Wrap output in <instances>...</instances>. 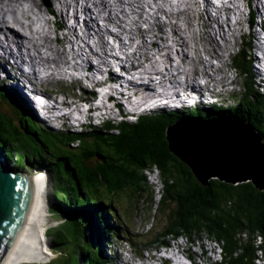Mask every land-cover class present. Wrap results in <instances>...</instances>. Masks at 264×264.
Listing matches in <instances>:
<instances>
[{
	"label": "trees",
	"instance_id": "trees-1",
	"mask_svg": "<svg viewBox=\"0 0 264 264\" xmlns=\"http://www.w3.org/2000/svg\"><path fill=\"white\" fill-rule=\"evenodd\" d=\"M241 55L239 65L236 62L239 68L245 65ZM245 84L248 88L244 97L231 107L156 111L135 117L133 121L122 120L116 124L105 121L100 127L91 126L72 133L44 131L33 120L28 105L17 103L18 94L0 86V150L9 158L13 154L18 156L16 171L22 170L24 165L38 171L46 169L52 178L51 190L64 191V195H55L53 208L62 211L57 212L61 217L63 212L70 215V223L82 225L83 238L92 240L98 249L85 251L91 245L83 239L76 254L68 255L72 264H106V257L99 248L101 241L110 233V237L130 233L132 228L125 221L124 210L117 200L130 189L138 198L135 209L146 204L144 208L148 214L143 212L146 217L142 222L151 224L152 234L158 231L151 243L157 241L158 246H162L167 243L168 236L177 240L183 235L189 242L207 237L220 245L222 261L216 264H256L257 259L264 256V190L251 182L238 185L218 179L207 184L200 182L191 168L170 152L166 139L167 127L181 119L222 115L239 118L254 126L264 139V95L257 94L248 79ZM1 98L9 103L8 99L16 102V105H8L19 115L21 128L18 130L14 118L3 116L1 106L6 102ZM75 142L80 151L77 155L70 147ZM58 147L62 150H56ZM24 157L25 164L21 163ZM152 174L158 175L162 189L157 207L153 199L154 184L150 181ZM64 176L69 178L66 181L71 187L64 184ZM135 183L140 189L134 186ZM148 190L149 195L144 192ZM162 214H165L163 222ZM135 237L136 241L144 239L141 234ZM48 238L53 250L66 254L65 247L70 244L67 238L50 233Z\"/></svg>",
	"mask_w": 264,
	"mask_h": 264
},
{
	"label": "bare ground",
	"instance_id": "bare-ground-1",
	"mask_svg": "<svg viewBox=\"0 0 264 264\" xmlns=\"http://www.w3.org/2000/svg\"><path fill=\"white\" fill-rule=\"evenodd\" d=\"M25 1L26 2H24V0H0V53H1L0 76L5 74H10V77L14 79V82H16L23 90L27 91L29 94H32V88H31L32 84L30 82L31 76L26 74L28 70L25 72L20 70V68L27 61H29L31 65V69L34 71V73L36 72V74L39 75L41 71H48L52 73V76L55 73H61L59 69H61L64 65H66V63L72 65V67H75V65L78 64V61L73 64L69 61V59H67V56L64 55L66 48L55 49L50 46V39L52 38L50 37L51 33L49 29L52 28L51 25H53L55 21H53L50 17L44 18L42 6H44L43 2L45 0H25ZM58 1L59 3H57V10L59 11V15L61 18L59 17V20L57 21V25L54 26L52 35L54 32H56V28H61V26L64 25L63 23L64 19L66 21L72 19V20H76L75 21L76 23L79 22L76 14L77 11L75 10L76 6H74L73 14L70 15V13L67 11L69 6V0H58ZM82 1L84 2L85 5L80 6V2L82 3ZM151 1L153 5H148V0H80V1L77 0L76 1L78 7L82 8L81 10L83 11L82 14L86 16V18L83 21V27H82L83 30L81 29L83 33L87 32L88 34L86 36L88 35L90 36V32L88 30L90 29V24L92 21L95 23L97 27V32H96L97 39L93 42L96 48L97 57H99L100 59H104L105 55L107 54V49H109L111 52L114 51L113 47L110 46V43L108 42L107 35L115 36L119 33L120 37L125 36L127 39L126 41H129V44H127L125 41L120 44V50L124 52H127L129 49H131L130 54L129 53L125 54L126 60L131 63L151 62V63L162 64L164 66V69L162 71V79L169 77L173 82H175L176 77L179 74H184L186 76L192 77L193 79H196L201 74V69L199 68V65H202L203 68H210L211 70H215L216 74L219 76L224 75L225 74L224 53L227 52L228 49L227 47H223L222 45H220L215 38L216 35H218L221 38L226 37V33L222 28V23H217L215 27H212L211 25H208L210 24V19L209 22L203 19V21L205 22L202 24V27L200 26L199 27L205 29V31L203 32L201 37H198L199 34L198 31L193 30V26L191 24L194 19L201 18L202 15L204 16L208 14L206 9L208 1L182 0L183 3H181L180 0V4L183 5L184 7L180 9L177 8L178 11L177 10L175 11L174 9L175 4L173 5L169 3L168 5L166 2V5H168V10H167L164 9L165 7H162L163 4L162 6L160 4L158 5L157 1L159 0H151ZM164 1H169V0H164ZM32 2L37 4V6L39 7V10H37V12L33 11V9L30 8L31 4L33 5ZM24 5H28L29 7L25 8ZM147 7H149V9H147ZM49 8L50 5L47 8H45L46 10L44 11L47 16L52 11V7L50 9ZM70 9H73V6L70 5L69 10ZM65 10L68 12V14L67 13L63 14ZM150 10L152 12L154 11V13L161 12L166 16L164 19H162L159 16L157 18H154L153 16L150 15ZM9 11L13 13L11 19L6 18V15L9 13ZM198 11L200 12L197 14ZM239 12L242 13V10H239ZM92 13L96 14L94 19L91 18ZM63 15H65L67 18ZM23 20H25L27 23H24ZM151 20H154V22L153 21L150 22ZM140 22L141 23L147 22L149 24L148 29H144L143 31L140 30V26H139ZM263 23H264V19H263ZM232 25L234 24H227V27H231ZM76 26H79L78 23L76 24ZM100 26H104L105 28H107L105 33H101L99 31ZM167 26L168 28H165ZM260 26L264 28L263 25ZM207 28H211L213 30L208 31L206 30ZM230 31H231L230 33L233 35L234 30L232 31L230 29ZM40 32L43 33L44 35L43 36L40 35ZM74 32L76 38L82 40L83 42L82 45L78 43L79 48L82 49L83 46L85 47L86 45L89 46V43L92 42L81 39V37L77 32V28L74 30ZM144 34L145 36L151 38V40L147 41L144 38ZM205 35L208 36L207 44L206 42L204 43L201 41L202 39H204ZM140 37L143 38H141L140 42L137 43L136 39ZM63 38L64 36L63 37L57 36L55 39L61 43L62 42L61 40ZM152 38H155V41H153ZM156 39L162 42L163 45L161 46ZM194 39L196 42L194 44H190V42L194 41ZM65 41L66 43H68L67 39H65ZM171 41H173L174 44H172ZM72 42L73 41L69 42V44L71 45ZM261 47L262 45L258 41L256 48L258 50H262ZM201 50H203L207 54V56H209V58H207L205 61L203 60V58H200ZM217 50H219L223 54L221 55L218 54ZM24 51L27 52L26 54L29 56L30 58L29 60L24 59V56L26 55L23 53ZM155 51L156 54H152V52L155 53ZM189 51L195 53L196 55L195 59H193L191 56H188ZM158 56L162 57L160 62L154 60L156 58H161ZM210 58L217 59L219 63L218 64H213L212 62L210 63ZM255 62L258 65L261 63L258 60H256ZM82 63L87 64V66L89 65L88 61ZM7 66L9 67V70H7L6 68ZM170 67H173V69H171ZM78 69L83 70V67L79 65V67L76 70ZM125 76H126V71L123 77L121 78L114 77V79L120 81L121 79H124ZM90 77H94V73H92ZM78 78H79L78 84L81 87H84L90 91H97V88H99V84H94L92 80L91 82H89L87 75L82 74L83 79H81L80 73H78ZM207 78L211 80L213 79L211 76H208ZM126 79H124V81H126ZM124 81H122L123 84ZM163 82L164 84H167L165 79L164 81H161L160 84H162ZM105 83L106 82L103 81L102 84L104 85ZM132 89H133V95L136 96L139 94L141 96V99L145 100L143 102L150 100L149 98L152 95H154L152 91L153 88L150 86H144V87L135 86ZM118 90L121 93L116 94L114 92L115 95L125 96V91L122 88H119ZM170 95L173 96V94ZM175 95L177 94L175 93ZM83 97L84 99H86V95ZM22 102L24 105H28V102L25 103L24 100H22ZM61 104H64V101H62ZM61 104L59 103L56 104L58 106V109L62 106ZM91 104L93 105L92 102ZM30 107L32 108L31 104ZM43 111H45V109L41 110V112ZM76 111L77 114L82 113V109L79 106H77ZM120 111L122 112V110ZM31 112L33 114L32 109ZM109 113H114V111L109 109ZM82 129L84 128L81 127L80 130ZM7 168L10 171H14L10 167ZM37 174L39 173L35 171V180H36L35 182L37 187H39L40 184L38 182L39 180ZM153 177L156 178V181L153 180ZM150 181L153 184L159 185L161 189V183L160 180L158 179L157 174H152ZM155 194H156V201L159 202V200H161L160 190L157 191L156 189ZM38 199H40L39 195L38 196L36 195V199H35L36 202L34 203L35 206L31 211V215L29 216V219L26 221V225L22 233L19 234L16 243L14 245V251L10 255L6 264H13L17 260L20 261L22 260V261H26V263H31L41 259L40 256H41L42 247L41 244L39 243L38 236L41 234L42 225L40 224L41 208L40 206H38L39 204ZM180 242L184 243L185 239L182 238ZM213 255L221 256L220 259L222 258L220 245H218L217 243L214 246ZM260 258H264V256H260Z\"/></svg>",
	"mask_w": 264,
	"mask_h": 264
},
{
	"label": "rangeland",
	"instance_id": "rangeland-1",
	"mask_svg": "<svg viewBox=\"0 0 264 264\" xmlns=\"http://www.w3.org/2000/svg\"><path fill=\"white\" fill-rule=\"evenodd\" d=\"M76 1L77 0H69V6L71 5V6H73V9H70L69 10V6H68V9H67V11L70 13V15H72L73 14V11H74V6H76V14H77V19L79 20L80 19V17H84V18H86V16L84 15V14H82V15H79V10L81 9V7H78V5L76 4ZM78 1H80V0H78ZM24 2H26L25 0H24ZM115 2V1H114ZM158 2V5L160 4L161 6H162V4H163V6L162 7H165L164 9H167L168 10V5H169V3H171V4H175V11L177 10L178 11V9H180V8H183L184 6L183 5H181L180 4V0L178 1V0H169V1H164V0H159V1H157ZM166 2H167V4L168 5H166ZM33 3V5L31 4V9H33V11H35V12H37V10H39V7L37 6V4H35L34 2H32ZM57 3H59V1L58 0H45L44 2H43V5L44 6H42V10H43V13H44V18H49L50 16L48 15H46L45 14V8H47L49 5H50V8L52 7V9H56V11H57V13H59V11L57 10ZM179 3V4H178ZM181 3H183V1L181 0ZM79 4V3H78ZM148 5H153V3H152V1H150V0H148ZM37 6V7H36ZM24 7L25 8H28L29 6L28 5H24ZM49 8V9H50ZM178 8V9H177ZM147 9H149V7H147ZM26 10V9H25ZM66 10L63 12V14H65V13H67L68 14V12H67ZM17 12V11H16ZM200 11H198L197 12V14L199 13ZM262 11H260V13H261ZM26 14V13H25ZM194 14V13H193ZM91 15H93V16H96V14L95 13H92ZM151 16H153L154 18H157L158 16L159 17H161L162 19H164L165 18V16L166 15H164V14H162L161 12L160 13H154V11L150 14ZM195 15H196V13H195ZM259 15L260 14H258V17L256 18V22H255V24H254V26H253V28L251 29L250 28V30L248 29V27H247V22H246V19L244 18V17H239V19H238V21H237V25H236V27H234V28H232L231 29V27L233 26H231V27H228L229 29H228V31H227V25H225L226 23L224 22V21H220V19L218 18H215L214 19V21L212 22V23H214L215 25L217 24V23H222V28H223V30L225 31V33H226V37L224 38V37H219L218 35H216L215 36V38H216V40L218 41V43L220 44V45H222L223 47H227V49H228V51L226 52V54H225V56H224V62H225V64H224V69H225V72L227 71V70H229V72L230 73H226V76L227 75H229V74H232V73H235V76H232V79H234L235 77H236V74H239V77L238 78H236V86H234L233 87V89H231V90H229V92H232V93H228V91H226V94H228V95H225L224 96V104H227V105H231V104H233V102H234V100H235V96H237V95H239V96H241V94H242V91H240V89L242 90L244 87H245V85L243 84V81H244V77L246 78V79H248L249 81H250V84L251 85H255L256 83L258 84L257 86H256V92H257V94H259V95H261L263 92H260V90L262 89V86L261 85H259L260 84V82H259V79L255 76V72H247L248 73V75L247 76H245V72L243 71V72H237V68H236V65H235V62H234V60L236 59V62H237V64H238V60H239V57L240 56H238L237 58H236V56L237 55H234L231 59H230V56L232 55V53H234V52H238V51H241V52H244V53H246L247 54V50H246V48H245V42H248L250 45H251V53L249 54L248 53V55L250 56V57H253V60L251 61L252 63L254 62V59H255V57L257 56V50L255 49V46H254V42H255V38H256V36L257 35H259L261 32H264V28L263 27H260V26H258L257 25V22H259L260 20H261V18H259ZM35 16V15H34ZM63 16H65V15H63ZM193 16V15H192ZM211 17L213 16V15H210ZM66 17V16H65ZM262 17H263V19H264V15H262ZM51 19L52 18H54L55 19V21H58L59 19L56 17V16H51L50 17ZM67 18V17H66ZM7 19H11V17H8ZM93 19V18H92ZM71 21H73L72 19H70ZM70 20H68V21H66L65 19H64V21H63V23H64V25H62V27L63 26H66V24H68V23H70ZM24 21V23H27L25 20H23ZM154 22V20H151L150 22ZM206 21V20H205ZM205 21H203V20H201V18H196V19H194L193 21H192V26H193V30H197L198 31V37H201L202 36V34H203V32L205 31V29H203V28H200V27H202V24L205 22ZM209 22V21H208ZM208 22H206V23H208ZM81 24H82V22H80ZM40 24V23H39ZM38 24V25H39ZM227 24H229V23H227ZM55 25H57V22L56 23H54L53 25H51L52 26V28L51 29H49L50 30V37L52 38V39H50V46L52 47V48H55V49H63L62 48V46L60 45V42H58L55 38H54V34L52 35V32H53V28H54V26ZM208 25H211L212 27H215V25H212L211 24V21H210V24H208ZM79 26H81V25H79ZM87 26V25H86ZM139 26H140V30H144V29H148V27H149V24L146 22V23H141L140 22V24H139ZM200 26V27H199ZM128 27V26H127ZM139 28V27H138ZM142 28V29H141ZM165 28H168V26L167 27H165ZM45 29H46V27H45ZM76 29V27H71L69 30L67 29V32L69 33V37L68 36H64V38L61 40L62 42L61 43H63V44H67V45H70L69 44V42H71V41H74V40H76L77 41V43H79L80 45H82L83 44V42H82V40H80V39H77L76 38V35L74 34L75 32H74V30ZM106 29L107 28H105L104 26H100V28H99V31L101 32V33H105L106 32ZM230 29L233 31L234 30V34L232 35L230 32ZM206 30H208V31H211V30H213V29H211V28H207ZM89 32H90V36L88 35V36H86L85 38H84V40L85 41H91V39L92 38H96V32H97V27H96V25H95V23L92 21L91 22V24H90V29L88 30ZM247 31H251V33L253 34L252 36L251 35H246V37L244 38L243 36H244V33H246ZM63 33V32H62ZM88 33L87 32H85V35H87ZM40 35H44L43 33H41L40 32ZM63 35V34H62ZM207 35H205L204 36V39H202L201 41L202 42H206V44H207ZM259 37L261 38V36L259 35ZM141 38H143V37H140V38H137L138 39V42H140V39ZM144 38L147 40V41H150L151 40V38H149V37H147V36H145V34H144ZM65 39H67L68 40V43H66V41H65ZM82 39V38H81ZM97 39V38H96ZM96 39H93L92 40V42H94ZM137 39H136V41H137ZM153 39V41H155V38H152ZM247 39V40H246ZM127 40V39H126ZM157 40V39H156ZM227 40V41H226ZM158 41V43L162 46L163 45V43L162 42H160L159 40H157ZM127 44H129V41H125ZM137 42V43H138ZM196 41H195V39H194V41H191L190 42V44H194ZM257 42H258V40H257ZM262 42H264V39H262ZM171 43L172 44H174V42L173 41H171ZM94 45V44H93ZM92 45V46H93ZM258 45H259V43H258ZM111 46V45H110ZM256 46H257V43H256ZM64 47V46H63ZM89 46L88 45H86V47L85 46H83L82 47V54H84V53H86V50L85 49H87ZM65 48V47H64ZM90 48V47H89ZM23 50H24V48H23ZM218 51V54H222L219 50H217ZM66 52V51H65ZM65 52H64V55H65ZM108 52H111L109 49H107V53ZM181 53H182V50H181ZM194 53V52H193ZM77 55H81V53L80 52H77L76 53ZM152 54H156V51H155V53H153L152 52ZM195 54V53H194ZM171 55H173V54H171ZM207 55V54H206ZM82 56V55H81ZM188 56H191V51H189L188 52ZM200 56H201V54H200ZM242 56V55H241ZM158 57H161V56H158ZM83 58V57H82ZM207 58H209V56H207ZM161 59H162V57H161ZM245 59L246 58H244V64H245V66H247L249 69H251V68H254L251 64H249L247 61L245 62ZM211 63V62H210ZM153 66H156V67H160V64H158V63H151ZM158 65V66H157ZM239 65V64H238ZM171 69H173V67H170ZM255 69V68H254ZM80 78L81 79H83L82 78V74H80ZM109 81V80H108ZM167 83V82H166ZM7 84H9V83H7ZM103 85V84H102ZM167 85V86H166ZM218 86H219V91L221 90H224V88L221 86L222 84H217ZM169 85H168V83L167 84H164V83H162L161 85H159L157 88H159V89H161V88H167ZM225 87V86H224ZM101 88H103V86L101 87L100 86V88L99 89H101ZM260 90H259V89ZM86 92H85V91ZM45 91L47 92V94H49V95H51V94H55L54 92L56 91V88L55 87H52V88H45ZM61 91H62V93L64 94V95H67L68 97H66L65 99L66 100H64V98H60V100H61V103H62V101H64V104H61L62 106H64V105H67L68 103L67 102H69L70 101V99L72 98V94H73V92H75V93H77L83 100H81V103H84V100H86V101H88V102H92L93 103V106H94V108H95V106H96V103H98V102H94V101H96V99L98 100V98H97V96H94L95 94H97V92L96 91H91L90 92V90H88V89H86V88H84V87H81L78 83L73 87V86H67L66 84L61 88ZM203 94H206V92L204 91L203 92ZM86 95V99H84V97L83 96H85ZM231 95H233L234 96V99L232 100V102H231V104H228V103H226V97H228L229 99H231ZM94 98L93 100L94 101H92V99L91 98ZM68 98V99H67ZM1 100L5 103L6 101L3 99V98H1ZM22 100H23V97H22ZM76 105V104H75ZM74 105V106H75ZM70 106H73V104H71L70 103ZM78 106V105H77ZM2 108H3V112L5 113V115L7 116V119H9V117L10 118H16V119H14V122H16V127H17V130H18V127L19 128H21V124L19 123V120H18V118H19V115L17 116V114H16V111L14 110V109H12V107L11 106H9L8 104H3V106H1ZM32 110H33V107H32ZM69 110V112H68V114L70 113V115H72V116H74L75 115V111L74 110H77V107H76V109H75V107H74V109H72V108H69L68 109ZM35 111V110H34ZM150 111V110H149ZM58 112V111H57ZM77 112V111H76ZM146 112H148V111H146ZM77 114V113H76ZM111 114V113H110ZM70 115H68V117L70 116ZM118 115V114H117ZM117 115H115L114 113H112L111 114V116H109L108 115V117L110 118V121H112L113 122V124H116V123H118V122H120V121H122V120H124V121H132V119H130V118H128V117H126V118H124V119H121V118H119ZM35 116V115H34ZM68 117H66V118H59V120H60V122H59V120L57 119L56 120V122H58V123H54L53 125H49V124H45L44 123V121L43 120H41L40 118H39V116H36V118H35V122L37 123V125L40 127V128H42V129H44V131H46V132H49V133H52L53 132V128H51V127H53L54 125L57 127L56 129H58V128H60V124H61V121L63 120V119H67ZM112 118H114V119H112ZM78 124V123H77ZM67 125L69 126V127H71V128H69L68 126H66V125H63V127H62V129H60V130H63V131H67V132H79V131H76V130H74V128H73V126H71L69 123H67ZM84 129H82V130H85L86 128H88V127H91V126H88V125H85V124H83V126H82ZM73 145V146H72ZM78 145V143L77 142H75L74 144H70V147H72V152H74V154L75 155H77V154H79L80 153V151L77 149L78 147H76ZM62 146V145H61ZM74 147H76V148H74ZM11 149L13 150V147H11ZM56 150H62V148H59L58 147V149H56ZM1 151V150H0ZM2 153V152H1ZM15 153V152H14ZM3 155H4V158L6 159V161H5V163H6V166L7 167H10V168H12L13 170H14V172H24V173H29V172H31L32 170L33 171H36V172H38L39 174H37V176H38V182H39V184H40V186L39 187H36V193H35V198H34V200H33V202L35 203L36 201H35V199H36V195L38 196L39 195V198L40 199H38L39 200V204H38V206H40V208H41V214H40V217H41V220H40V224L42 225V228H41V234L38 236V240H39V243L41 244V247H42V250H41V259L40 260H37V261H35V262H31V263H35V264H49V263H51L52 261L53 262H55L54 264H72L73 262H72V260H71V258H69V254L70 253H72V252H74V254H76V251L78 250V246L79 245H82L83 244V239H85V240H87V237H85V238H83V236H82V225H80L79 223H70V219H71V216L70 215H65V213L63 212V215H62V217L63 218H67V221L68 222H65L64 224H62L61 226H59L58 228H52V229H49L50 230V232H47V236H48V233H50L51 235H55V236H57V237H65V238H67L68 239V241H69V243L70 244H68V246H66L65 247V253L66 254H64V253H62L61 251H55V250H52L51 248H50V244H49V240H48V242H46V241H44V236H45V234H44V231H45V229H47V227H48V225L50 224V223H52L53 222V220H54V217L53 218H49V219H47V216H46V214H45V212H44V210H43V206H42V202H45L46 203V201H44L43 200V198L41 197V195L42 196H44L45 197V195H43V193H42V190L43 189H45V192H46V195H47V197H48V203H46L45 205H46V207H47V205H48V209H49V211L51 212V213H54V216L56 217V218H59V215H56V213L58 212H62V211H57V210H55L53 207V203L52 202H54V201H56L55 200V198L54 197H56L55 195H64V191L63 190H58V191H56V189H52L51 190V174H50V172L48 171L47 172V170L46 169H43L42 171H37V169L35 168V167H30V166H28V165H24L23 167V169L22 170H18V171H16V168H17V157L18 156H16L15 154H13V156H12V158H9L8 157V154L7 153H2ZM25 157L24 158H22V162L21 163H23V164H25ZM147 172L148 173H150V171L149 170H147ZM49 173V174H48ZM41 176V177H40ZM69 178L67 177V176H64V180H65V182H64V184L66 185V187H71V185L69 186V183L66 181V180H68ZM153 180H155L156 181V178L155 177H153ZM70 182V181H69ZM43 185H42V184ZM136 185V186H135ZM134 186L136 187V188H138V189H140V186L139 185H137V183H135L134 184ZM65 187V186H64ZM39 189H40V191H39ZM154 189H155V191H156V189H157V191H159L160 190V186L159 185H157V184H154ZM37 191H38V194H37ZM56 191V192H55ZM55 192V193H54ZM146 194H151V192L148 190V191H144ZM41 193V194H40ZM68 193H71L70 191L68 192ZM42 198V199H41ZM117 200L120 202V204L122 205V207H121V210H124L123 212H122V214H123V217H124V219H125V221L131 226V228H132V232L131 231H129L130 233H127L126 232V234H127V236H128V240L125 238V237H122V238H125L124 240H126V241H130L131 242V244H133L134 245V252H135V255H136V257L138 256L139 258H140V255H144V259L145 260H147L150 264H151V261H150V259L149 258H147V255L148 254H150V255H152L154 258H155V262H157V260H156V258L157 257H155L154 255H156L157 253H154V252H152L153 250H155L157 247H158V243H157V241L155 242V243H151V241L154 239V237H155V235H156V233L158 232V231H155V232H153V234H152V232H151V234L147 237V235L148 234H145L144 233V231L143 230H141V225L145 222H142V219L144 218V216L146 217V215L148 214L147 212V209L146 208H144V207H146V204L144 205V207H139L138 206V208L137 209H135L136 207H135V205H136V203L138 204V198L136 199V194L134 193V191L132 190V189H130V190H125L120 196H118L117 197ZM50 201H51V203H50ZM34 203H33V208H34ZM141 204H142V201H141ZM33 208H32V210H33ZM123 208V209H122ZM131 208H133V209H135V210H133L132 211V209ZM56 211V213H55V211ZM103 211H104V209H103ZM143 212H145V214L146 215H143ZM30 215H31V213H30ZM61 217V216H60ZM54 221H57V220H54ZM163 221H165V214H162V222ZM40 225V226H41ZM116 225V224H115ZM112 231H114V232H112V234H116V230L115 229H113ZM137 232H138V234H143L142 236L144 237V239H143V241H136L137 240V237H135V235H137ZM111 235V233L109 234V236ZM168 239V238H167ZM167 239H166V241H167ZM182 239V238H181ZM181 239L179 240V241H181ZM202 239H204L205 241H208V247L209 248H211L210 250H212L213 252H214V246L216 245V243L214 242V240L212 241V240H210L209 238H207V237H204V238H202ZM146 241H147V243H146ZM145 243V244H144ZM44 244H46V245H44ZM43 245H44V248H43ZM49 245V246H48ZM143 245H146L145 247H143ZM49 247V248H48ZM85 247H87V246H85ZM43 249H44V251H45V253L46 254H44V252H43ZM195 249H196V251H200V249L198 248V247H195ZM209 250V251H210ZM167 251V250H166ZM64 252V251H63ZM191 253L193 254V250H191ZM12 254V253H11ZM10 254V255H11ZM62 254V255H61ZM65 256H64V255ZM210 254V253H209ZM59 255H61V256H59ZM55 256V257H54ZM10 257V256H9ZM218 258L217 259H219L221 256H217ZM59 261H58V260ZM55 260H57V261H55ZM71 261V262H70ZM136 261L138 262V259H136ZM200 261L202 262V259H200ZM14 262H15V260H14ZM17 262V263H16ZM15 263H13V264H22V263H26V261H20V260H17ZM138 264H139V262H138ZM261 264H264L263 263V261H262V263Z\"/></svg>",
	"mask_w": 264,
	"mask_h": 264
},
{
	"label": "water",
	"instance_id": "water-1",
	"mask_svg": "<svg viewBox=\"0 0 264 264\" xmlns=\"http://www.w3.org/2000/svg\"><path fill=\"white\" fill-rule=\"evenodd\" d=\"M166 139L170 152L191 168L200 182L207 184L212 179L233 185L251 182L264 190V139L254 126L228 115L188 117L169 125ZM5 161L0 151V264H5L14 251L32 211L37 187L35 171H10ZM44 192L45 197H41L48 203ZM46 203L42 202V208L47 219L54 217L57 221L53 220L45 232L66 222L60 216L56 218ZM88 242L94 249L93 243Z\"/></svg>",
	"mask_w": 264,
	"mask_h": 264
},
{
	"label": "clouds",
	"instance_id": "clouds-1",
	"mask_svg": "<svg viewBox=\"0 0 264 264\" xmlns=\"http://www.w3.org/2000/svg\"><path fill=\"white\" fill-rule=\"evenodd\" d=\"M223 1H225V5H223V7L221 9H218L217 6H213L210 9H208V7H206L208 14L204 15V16L202 15L201 19L203 20V19H205V17L207 18L209 16L212 21H214L215 18H219L221 21L223 19L225 13H230L233 16H237L236 19H239V17H244L247 20V22L248 21L252 22V26H254V24L256 22V18L258 17V15L255 14L256 9H259L261 6L262 7L264 6V4L261 5L259 3V0H222V2ZM239 10H242V13H240ZM260 11H262V12L260 13ZM260 11H258V12L260 13L259 18H261V20L259 22H257V25L260 26L262 24L264 26L263 17H262V15H264V10H260ZM10 12L11 11H9V13L6 15V18L11 17L13 15V13H10ZM214 12H216V14H217V16L215 18L213 16L212 17L210 16V15H214L215 14ZM247 27L250 30V25H247ZM227 31H228V29H227ZM262 33L263 32H261L259 34L261 36V38H259V35L256 36L254 46L256 48V43L258 40L262 45V47H261L262 50H259V51H261L264 54V42H262V37H263ZM246 35L252 36L251 31H247L246 33H244L243 37L245 38ZM245 48L247 50V54L244 52H241V51H238L237 53L234 52L230 56V59L234 55H237L236 56V58H237L241 54L242 55L246 54V56L250 57L248 55V53H251V52H248V49L250 48V50H251V45L248 42H245ZM225 54H226V52L224 53V56H225ZM250 58H253V57H250ZM249 60L252 61V59H249ZM234 62H235L236 68H238V72H243L244 66H241V68H239V66L236 64V59L234 60ZM1 77L2 78H0V86H2L4 88L11 89V90H13V92L18 94L19 100L17 101V103L19 105H22V97H23L24 102L25 103L28 102V108L29 109L31 108L30 107V104H31V106L33 107V114L37 116L38 114H37L36 106L34 108V106H33L34 103L31 102V100L29 99L30 94H28L27 91L25 92V90H23L16 82L10 83L8 80L6 81L5 79H3L4 78L3 76H1ZM7 83H9V84H7ZM244 85L246 87V84H244ZM261 95H264V92ZM62 96L67 97V95H64L63 93H62ZM27 98L30 101L27 100ZM8 100L12 104L13 100L12 99H8ZM5 101H6L5 104H10L7 100H5ZM237 101L234 102L233 106L236 105ZM146 114H149V113H146ZM139 116L140 115H137L136 117H139ZM217 117H220V116H217ZM237 119H239V118H237ZM86 125H88V124H86ZM79 126L81 128L83 125H79ZM88 126H92V125H88ZM69 128H71V127H69ZM80 128H78L76 131L80 132L81 131ZM43 191H45V189H43L42 192ZM154 191H155V189H154ZM44 194H45V192H44ZM153 199H154L155 207H157L158 202L156 201V194H154ZM56 215H59V214L56 213ZM28 219H29V217H28ZM65 221L68 222L66 219H65ZM49 229H51V228H49ZM49 229L47 230V232H50ZM151 229H152V226L149 222H145L141 225V230H143L145 234H149L151 232ZM47 232H44V234H46V236H47ZM137 235H140V234H137ZM141 235H143V234H141ZM123 237H125L126 239L128 238L126 233L124 234ZM43 238H44V241H46V242L49 239L48 236H47V238L45 236ZM125 238H122L121 236H119V237L108 236L107 239H104L103 241H101L99 248H101L100 250L102 252V255H104V257H106V264H138V262H139V264H150L147 260L144 259V255H140V258L138 256L136 257L134 249H133L134 248L133 245L131 244V242L124 240ZM167 238L168 239H167L166 244H163L162 246H158L155 250L152 251L154 253H157L156 255H154L155 257H157L156 258L157 262H155V258L152 255H150V254L147 255V258L150 259L151 264H216V263H220L222 261V258L216 259L210 253L209 250L211 248L208 247V245H209L208 241L209 240L205 241L202 238L201 239L196 238L194 240V242H189L185 238V236H183V235L179 236L177 238V240H173L171 236H168ZM181 238L185 239L184 243L179 241V239H181ZM211 240H213V239H211ZM85 241H90L94 245V249L92 247L91 248L88 247V248H85V251L92 252L94 250H98L96 245L94 244V242L92 240H85ZM49 244H50V242H49ZM44 245H46V244H44ZM44 245H43V248H44ZM195 247H198L200 249V251H196ZM50 248H51V246H50ZM191 250H193V254L191 253ZM43 252H44V254H46L44 249H43ZM61 255H59V256H61ZM136 259H138V262L136 261ZM200 259H202V262L200 261ZM262 261L264 263V258H258L256 264H261ZM22 264H35V263H22Z\"/></svg>",
	"mask_w": 264,
	"mask_h": 264
},
{
	"label": "built area",
	"instance_id": "built-area-1",
	"mask_svg": "<svg viewBox=\"0 0 264 264\" xmlns=\"http://www.w3.org/2000/svg\"><path fill=\"white\" fill-rule=\"evenodd\" d=\"M182 243H183V242H182ZM210 253L213 255V251H212V250H210ZM213 257L216 258V259L218 258V257L215 256V255H213ZM219 259H220V258H219Z\"/></svg>",
	"mask_w": 264,
	"mask_h": 264
}]
</instances>
